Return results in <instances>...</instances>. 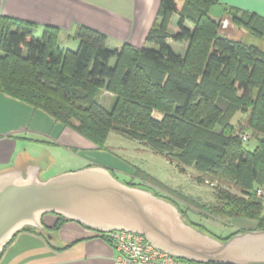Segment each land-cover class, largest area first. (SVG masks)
Masks as SVG:
<instances>
[{
	"label": "trees",
	"instance_id": "obj_1",
	"mask_svg": "<svg viewBox=\"0 0 264 264\" xmlns=\"http://www.w3.org/2000/svg\"><path fill=\"white\" fill-rule=\"evenodd\" d=\"M218 3L160 0L145 39L149 48L127 43L110 48L106 35L80 27L70 36L77 48L64 49L58 28L44 27L36 38L37 25L0 16V93L45 113L99 150L115 131L174 162L181 173L193 167L197 183H214L208 204L181 199L157 181L141 178L167 196L132 181L124 184L171 202L186 224L225 242L238 233L264 230V202L255 196L264 187V50L220 35V20L209 16ZM173 15L177 31L170 34ZM226 17L264 40V17L245 11ZM169 42L186 43L185 53H175ZM103 92L112 97L109 109L99 102ZM237 113L247 115L246 126L231 123ZM248 132L257 138L253 150L244 147L248 134L240 139ZM209 217L237 227L225 238L215 237L201 223ZM66 222L57 217L51 228L23 230L47 239Z\"/></svg>",
	"mask_w": 264,
	"mask_h": 264
},
{
	"label": "crops",
	"instance_id": "obj_2",
	"mask_svg": "<svg viewBox=\"0 0 264 264\" xmlns=\"http://www.w3.org/2000/svg\"><path fill=\"white\" fill-rule=\"evenodd\" d=\"M159 1L0 0V16L35 24L37 34L44 27L58 28V44L64 49L77 48L78 42L70 36L80 27L106 35L110 48L123 43L141 48L146 45ZM216 7L220 22L229 20L226 16L233 11L264 17V0H219ZM222 29L230 33L234 27L229 21ZM85 141L45 113L0 93V173L24 171L34 165L40 167L39 176L49 178L60 174L53 175L51 171L59 165L68 166L71 159L73 164L85 168L88 161L79 153ZM88 147L95 146L90 143ZM62 149L71 154L64 161ZM56 220V216L45 215L42 223L51 228ZM211 220L215 219L209 217L206 221ZM49 236L45 239L29 230L20 231L0 254V264H115L114 250L108 240L87 227L66 222Z\"/></svg>",
	"mask_w": 264,
	"mask_h": 264
},
{
	"label": "water",
	"instance_id": "obj_3",
	"mask_svg": "<svg viewBox=\"0 0 264 264\" xmlns=\"http://www.w3.org/2000/svg\"><path fill=\"white\" fill-rule=\"evenodd\" d=\"M226 22L222 20L220 29ZM39 173L34 165L0 173V254L25 227L43 231V217L53 215L98 234L142 235L154 248L194 264H264V230L220 242L186 224L171 202L119 182L105 167H85L45 180Z\"/></svg>",
	"mask_w": 264,
	"mask_h": 264
},
{
	"label": "rangeland",
	"instance_id": "obj_4",
	"mask_svg": "<svg viewBox=\"0 0 264 264\" xmlns=\"http://www.w3.org/2000/svg\"><path fill=\"white\" fill-rule=\"evenodd\" d=\"M216 6L217 5L210 8L209 16L215 20H219V16L216 15V13H218ZM177 21L178 17L176 15H173L168 25V32L170 34H173L177 31ZM220 30L221 29L219 26L218 31ZM227 31L229 30L227 29ZM231 35L233 38L239 39L247 45H252L261 50H264V40L251 37L246 31L242 29H237L236 27H234L233 30H230V36ZM40 36L41 32L38 34L36 32L35 37L39 38ZM169 46L175 53L183 55L185 53L187 44L169 42ZM145 47L149 48L150 45L146 44ZM112 64L113 61H111L110 65ZM111 98L112 97L110 94H108L107 92H103V97L99 99V102L106 109H109L110 103L112 101ZM152 117L157 120H161L162 115L157 112H153ZM246 121L247 115L237 113L232 119L231 123L237 127L239 126L240 128H242L246 126ZM246 134H248L250 138L244 143V147L247 150H253L257 143L256 135L254 134L252 136L251 133L248 132L242 134L240 136V139L243 135ZM89 144L90 143L86 140L83 149L79 150L80 155L88 161V163L85 162V165H87L86 167H105L108 170L112 171L115 178L121 183L132 181V183L138 185L139 187H144L146 189L153 190V192H157L159 195L167 196V194H165L163 191L158 190L157 188L153 187L151 183H149L152 181H157L164 188L168 189L169 191L175 192L181 199L186 198L191 200V202L193 203L197 202L208 204L212 199L211 192L214 185L213 182L211 183L205 180L202 184L197 183L195 181V176L197 175V173L193 167H188L183 173H181L174 162H170L164 156L153 152L150 148H148L140 141L128 138L115 131H111L108 134L105 148L103 150H99L95 147L92 149H88ZM71 151L73 152L75 150L71 149ZM60 152L61 154H63L61 156V160H67L66 155H69L68 151H66V149L63 151L62 149V151ZM69 156L71 157V154ZM68 163H70L68 166L59 165L53 171H51V173H53L54 175L58 172H60L61 174L83 169L81 165L76 163L73 164L72 159ZM94 163L96 164L94 165ZM39 177L42 180L48 178V176L46 178L42 175H40ZM141 178L149 182H143L144 180L142 181ZM224 188L227 189L228 187L225 186ZM228 190L236 194L238 193L237 190L232 188H228ZM172 198L173 197H171V199ZM192 212L193 214H191ZM189 213L192 219H199L197 218V215H194V210H189ZM201 223L207 227L208 232L211 235H214L218 238H225L237 227H234L236 225L235 222L227 223L217 220H203L201 221Z\"/></svg>",
	"mask_w": 264,
	"mask_h": 264
},
{
	"label": "built area",
	"instance_id": "obj_5",
	"mask_svg": "<svg viewBox=\"0 0 264 264\" xmlns=\"http://www.w3.org/2000/svg\"><path fill=\"white\" fill-rule=\"evenodd\" d=\"M241 139L246 140L247 135H243ZM255 196L264 202V187L256 189ZM98 235L111 244L115 264H187L154 248L139 234L113 231Z\"/></svg>",
	"mask_w": 264,
	"mask_h": 264
},
{
	"label": "flooded vegetation",
	"instance_id": "obj_6",
	"mask_svg": "<svg viewBox=\"0 0 264 264\" xmlns=\"http://www.w3.org/2000/svg\"><path fill=\"white\" fill-rule=\"evenodd\" d=\"M221 31H222L223 33H225V34L229 33V32L227 31V29H221Z\"/></svg>",
	"mask_w": 264,
	"mask_h": 264
}]
</instances>
